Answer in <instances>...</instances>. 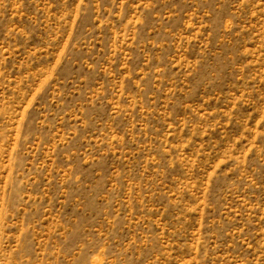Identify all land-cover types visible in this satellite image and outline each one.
Masks as SVG:
<instances>
[{"label":"rangeland","instance_id":"1","mask_svg":"<svg viewBox=\"0 0 264 264\" xmlns=\"http://www.w3.org/2000/svg\"><path fill=\"white\" fill-rule=\"evenodd\" d=\"M0 264H264V0H0Z\"/></svg>","mask_w":264,"mask_h":264}]
</instances>
